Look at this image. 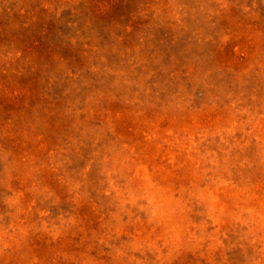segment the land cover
Wrapping results in <instances>:
<instances>
[{
  "label": "rangeland",
  "instance_id": "374dc122",
  "mask_svg": "<svg viewBox=\"0 0 264 264\" xmlns=\"http://www.w3.org/2000/svg\"><path fill=\"white\" fill-rule=\"evenodd\" d=\"M0 264H264V0H0Z\"/></svg>",
  "mask_w": 264,
  "mask_h": 264
}]
</instances>
